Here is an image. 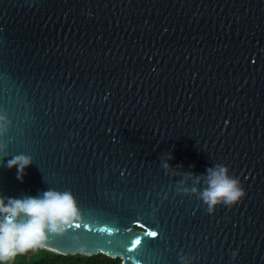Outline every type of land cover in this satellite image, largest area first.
<instances>
[{
	"label": "water",
	"instance_id": "water-1",
	"mask_svg": "<svg viewBox=\"0 0 264 264\" xmlns=\"http://www.w3.org/2000/svg\"><path fill=\"white\" fill-rule=\"evenodd\" d=\"M217 164L246 196L209 214ZM47 189L78 215L39 249L264 264V0H0V195Z\"/></svg>",
	"mask_w": 264,
	"mask_h": 264
},
{
	"label": "clouds",
	"instance_id": "clouds-1",
	"mask_svg": "<svg viewBox=\"0 0 264 264\" xmlns=\"http://www.w3.org/2000/svg\"><path fill=\"white\" fill-rule=\"evenodd\" d=\"M30 166L31 158L24 155L7 161L9 169H17L16 176L21 181ZM164 166L169 167L167 163ZM205 175L204 189L192 191L198 192L208 205L209 214L215 211L217 205L231 207L246 196L239 178L231 175L225 164L207 168ZM200 179L197 177V183ZM77 215V203L71 192L47 189L40 194L23 197L0 195V264H24L20 258L25 253L45 248L47 233L62 231L61 225L69 223ZM237 253H232L233 258Z\"/></svg>",
	"mask_w": 264,
	"mask_h": 264
},
{
	"label": "trees",
	"instance_id": "trees-1",
	"mask_svg": "<svg viewBox=\"0 0 264 264\" xmlns=\"http://www.w3.org/2000/svg\"><path fill=\"white\" fill-rule=\"evenodd\" d=\"M35 250L31 254L25 253L20 258L24 264H110V262L121 264V259L111 258L101 253L92 256L80 254L62 255L39 248Z\"/></svg>",
	"mask_w": 264,
	"mask_h": 264
},
{
	"label": "snow or ice",
	"instance_id": "snow-or-ice-1",
	"mask_svg": "<svg viewBox=\"0 0 264 264\" xmlns=\"http://www.w3.org/2000/svg\"><path fill=\"white\" fill-rule=\"evenodd\" d=\"M147 234H148L149 238L155 239V238H157L159 236V231L158 230L149 229ZM141 239L142 238L138 239L136 241V243L139 244L141 242Z\"/></svg>",
	"mask_w": 264,
	"mask_h": 264
},
{
	"label": "rangeland",
	"instance_id": "rangeland-1",
	"mask_svg": "<svg viewBox=\"0 0 264 264\" xmlns=\"http://www.w3.org/2000/svg\"><path fill=\"white\" fill-rule=\"evenodd\" d=\"M33 252H35V250H31V251H29V253H33Z\"/></svg>",
	"mask_w": 264,
	"mask_h": 264
}]
</instances>
